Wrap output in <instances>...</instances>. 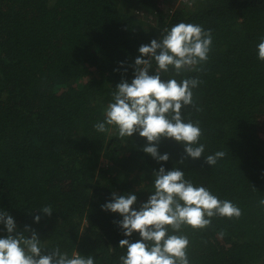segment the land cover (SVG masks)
Wrapping results in <instances>:
<instances>
[{
    "label": "trees",
    "instance_id": "16d2710c",
    "mask_svg": "<svg viewBox=\"0 0 264 264\" xmlns=\"http://www.w3.org/2000/svg\"><path fill=\"white\" fill-rule=\"evenodd\" d=\"M181 21L211 30L208 60L163 75L200 81L182 117L199 122L203 155L225 156L209 167L163 139L159 151L170 155L166 169L181 167L241 210L183 226L189 262L264 264V0H0V208L19 230L37 231L44 252L59 246L119 264L118 217L100 205L112 191L146 200L160 165L140 150L143 138L93 125L116 84L131 80L138 46ZM118 61L126 72L113 71ZM44 206L52 215L33 224Z\"/></svg>",
    "mask_w": 264,
    "mask_h": 264
},
{
    "label": "clouds",
    "instance_id": "9594fccd",
    "mask_svg": "<svg viewBox=\"0 0 264 264\" xmlns=\"http://www.w3.org/2000/svg\"><path fill=\"white\" fill-rule=\"evenodd\" d=\"M210 29L181 21L148 43L137 48L131 80L121 79L114 87L103 119L94 123L97 132L114 130L120 137L144 139L140 150L160 166L151 172L152 190L146 200L137 203L136 191L118 194L100 205L101 211L115 214L116 227L124 238L118 241L123 254L119 264H190L186 248L188 237L180 231L183 226L202 229L211 223V217H239L240 208L230 200L220 199L203 185L185 178L181 167L165 168L168 152H160L159 144L171 140L183 149V157L197 160L209 167L225 156L217 150L203 155L205 145L200 143L202 129L199 122L185 120L182 108L193 104V89L197 78L164 77L171 69L179 74L184 69L199 71V65L208 60L212 44ZM257 59L264 61V36L256 44ZM124 61H118L113 71H127ZM183 157L178 164L183 163ZM264 205V199L259 201ZM32 223L42 216H51L50 206L36 210ZM170 226V228L168 227ZM171 229V230H170ZM0 264H96L93 255L77 250L71 255L59 246L44 252L42 241L31 225L19 230L15 218L0 208ZM28 233V234H26ZM139 238L133 240V235ZM222 235V233H221Z\"/></svg>",
    "mask_w": 264,
    "mask_h": 264
},
{
    "label": "rangeland",
    "instance_id": "374dc122",
    "mask_svg": "<svg viewBox=\"0 0 264 264\" xmlns=\"http://www.w3.org/2000/svg\"><path fill=\"white\" fill-rule=\"evenodd\" d=\"M180 1H183V0H180ZM149 22H150V23H153V20H150Z\"/></svg>",
    "mask_w": 264,
    "mask_h": 264
}]
</instances>
